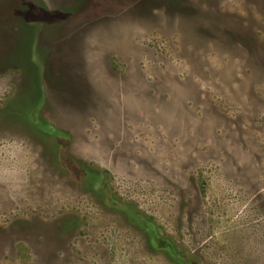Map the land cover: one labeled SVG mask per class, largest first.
I'll return each mask as SVG.
<instances>
[{
	"label": "rangeland",
	"instance_id": "rangeland-1",
	"mask_svg": "<svg viewBox=\"0 0 264 264\" xmlns=\"http://www.w3.org/2000/svg\"><path fill=\"white\" fill-rule=\"evenodd\" d=\"M0 264H264V0H0Z\"/></svg>",
	"mask_w": 264,
	"mask_h": 264
},
{
	"label": "trees",
	"instance_id": "trees-1",
	"mask_svg": "<svg viewBox=\"0 0 264 264\" xmlns=\"http://www.w3.org/2000/svg\"><path fill=\"white\" fill-rule=\"evenodd\" d=\"M50 127V126H49ZM51 128V131H54V129L52 128V127H50ZM97 179V178H96ZM96 179H95V182H96ZM160 241V240H162V238H159V237H157V241Z\"/></svg>",
	"mask_w": 264,
	"mask_h": 264
},
{
	"label": "flooded vegetation",
	"instance_id": "flooded-vegetation-1",
	"mask_svg": "<svg viewBox=\"0 0 264 264\" xmlns=\"http://www.w3.org/2000/svg\"><path fill=\"white\" fill-rule=\"evenodd\" d=\"M75 162V161H74Z\"/></svg>",
	"mask_w": 264,
	"mask_h": 264
}]
</instances>
